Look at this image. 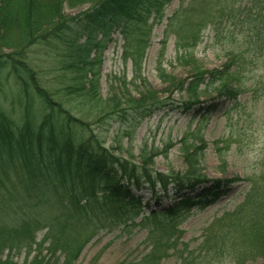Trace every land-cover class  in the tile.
Returning <instances> with one entry per match:
<instances>
[{
    "label": "trees",
    "instance_id": "trees-1",
    "mask_svg": "<svg viewBox=\"0 0 264 264\" xmlns=\"http://www.w3.org/2000/svg\"><path fill=\"white\" fill-rule=\"evenodd\" d=\"M164 1L0 0V80L15 90L18 101L0 100V264H17L10 254L22 251L26 258L21 264H42L37 256L42 249L72 264L99 232L145 226L153 219L146 239L150 249L135 264H159L179 240L177 219L192 208L212 205L236 181L208 179L202 173L206 145L190 134L178 146L184 171L162 173L151 167L161 152L139 148L136 158L115 153L96 131L104 120L117 123L119 130H134L154 115L161 120L167 111L186 112L210 102L208 114L218 100L235 101L243 92L238 70L229 63L211 70L198 65L180 79L159 62L155 71L166 95L158 97L141 75L140 62L153 26L162 20ZM85 4L89 6L75 15L64 14L65 6ZM221 9L217 0H191L171 16V35L181 51L177 60L195 64L192 50L200 32ZM152 10L154 19L148 23ZM113 29L123 35L131 76H115L117 83L108 84L103 98L98 50ZM28 47H48L44 52L52 64L41 68L33 51H25ZM172 94L178 98L173 100ZM218 146L214 149L225 166L226 148ZM170 186L174 201L136 224L144 213L137 192L148 189L160 199L159 192L165 195ZM215 226L219 230L209 229L198 248L181 255L179 264H210L226 253L237 262L252 253L264 257L256 246L238 247L248 230L254 239L264 237V179L254 177L242 202Z\"/></svg>",
    "mask_w": 264,
    "mask_h": 264
},
{
    "label": "rangeland",
    "instance_id": "rangeland-1",
    "mask_svg": "<svg viewBox=\"0 0 264 264\" xmlns=\"http://www.w3.org/2000/svg\"><path fill=\"white\" fill-rule=\"evenodd\" d=\"M190 1L163 2L162 20L153 26L149 45L140 62L141 75L157 92L158 97L163 99L166 95L163 91L166 85L159 80L155 71L159 62L167 72L180 79L187 78L193 67L198 65L211 70L221 69L229 63L231 70H238L236 76L243 92L235 101L218 100L216 110H209L208 114L204 112L211 106L210 102L186 112L167 111L161 120L160 114L154 115L143 120L134 130L132 127L119 130L117 123H111L110 120H104L100 128L95 127L101 141L115 153H129L136 158L139 148L161 152L153 159L151 167L154 171L162 173L184 171L185 166L178 146L181 137L190 134L206 145L201 170L208 179H236L228 191L212 205L192 208L182 219H177L179 240L174 249H168V256L159 264H179L181 255L187 250L198 248L209 229H213L211 232L219 230L220 227L216 228L215 225L223 221L225 216L242 202L253 178L264 179V0H217L218 9H223L220 12L217 10L218 13L214 15L212 22L200 32L199 41L192 50L195 64L176 59V54L181 51H176L175 37L171 35V16L186 8ZM199 1L201 0H196V3ZM214 1L216 0H207V3ZM219 3L225 4L220 6ZM88 6L85 4L75 9L65 6L64 14L72 16ZM154 15L152 10L147 16L148 23L154 19ZM122 36L119 30L113 29L98 50L101 57L97 65L100 74L99 88L103 98L107 94L108 84L112 81L117 83L115 76L124 74L127 80L131 76V61L124 59L125 44ZM25 51H33L31 55L43 69L52 64L53 58L44 52L49 51L48 47H28ZM56 83L53 81V86ZM9 86L4 80H0V95L4 92L0 100L18 103L15 90L9 89ZM171 98L176 100L178 95L172 94ZM84 112L88 113L89 110ZM202 115L207 118L201 119ZM216 143H219L218 147L226 148L225 166H221L218 160L214 149ZM164 149L166 151L162 152ZM159 194L160 199L152 197L148 189L137 192L144 213L134 220L136 224H140L141 218L148 216L152 210L158 211L174 201L171 186L167 188L165 195L162 192ZM153 224L154 219L147 221L145 226L103 230L93 236L72 264H135L150 249L146 239L149 227ZM251 232L248 230L244 236L241 235L238 247L253 250L256 246V249L264 252V237L254 239V236L250 235ZM41 235H38V239ZM34 254L35 252L30 254L27 262ZM6 255L5 252L4 256ZM10 256L17 264L23 263L26 258L23 251L16 255L12 253ZM37 256L42 264H66L62 256H52L44 249ZM215 258L210 264H264V257L255 256V253L243 262H237L227 253L225 257Z\"/></svg>",
    "mask_w": 264,
    "mask_h": 264
}]
</instances>
